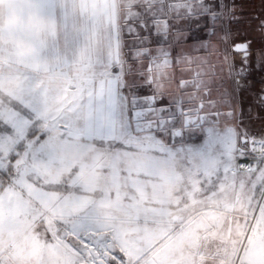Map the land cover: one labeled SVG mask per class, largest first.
I'll list each match as a JSON object with an SVG mask.
<instances>
[{
    "label": "rangeland",
    "instance_id": "1",
    "mask_svg": "<svg viewBox=\"0 0 264 264\" xmlns=\"http://www.w3.org/2000/svg\"><path fill=\"white\" fill-rule=\"evenodd\" d=\"M169 2L166 17L119 10L118 41L104 20L98 49H76L72 34L62 65H0V111L34 120L55 144L51 162L34 167L0 139V264H264V163L230 172L247 151L239 123L264 128V110L255 92L236 91L220 43L223 29L252 38L264 0H223L235 16L199 28L200 0ZM260 46L254 77L264 70ZM133 80L150 81L145 93L157 98H183L185 108L235 109L237 120L221 119L199 143L197 127L174 138L109 107Z\"/></svg>",
    "mask_w": 264,
    "mask_h": 264
},
{
    "label": "snow or ice",
    "instance_id": "2",
    "mask_svg": "<svg viewBox=\"0 0 264 264\" xmlns=\"http://www.w3.org/2000/svg\"><path fill=\"white\" fill-rule=\"evenodd\" d=\"M200 3L202 8L197 14L199 16L195 24L197 28L205 21L211 22L214 27L215 22L223 15L235 16V12L229 11L230 6L223 0H200ZM253 20L255 23L251 24L252 38L234 36L231 29L222 30L220 43L223 46L224 61H231L227 63L230 73L235 68V54H240L241 67L237 73L238 76L247 74L253 56V44L256 40H259L261 45L256 54L258 66L264 67V18L253 17ZM205 26L208 25L205 23ZM162 55L166 61L170 54L162 53ZM235 84L237 89L242 87L241 79H236ZM149 86L150 81L143 84L135 80L126 82L123 88H118L115 100L110 102L109 107L123 106L130 114L140 119H147L149 123L156 124L174 138H185L193 127H197L201 133L196 137L197 143L204 139L211 126L219 123L221 119L237 120L234 114L235 109L223 114L219 111L208 113L202 102L196 109L185 108L183 98L168 101L163 96L157 98L155 91L146 94L145 89ZM124 88L127 91H124ZM257 102L261 108H264V93L259 96ZM194 114L195 120L193 121ZM261 122L264 124V117H261ZM239 125L241 131L238 143L242 149L257 144L264 146V128L253 131L248 124L239 123ZM0 139L14 141L19 149L15 154V159L24 164L31 161L34 167L50 163L55 152V144L49 133L38 128L34 120L26 119L14 109L0 111Z\"/></svg>",
    "mask_w": 264,
    "mask_h": 264
},
{
    "label": "crops",
    "instance_id": "3",
    "mask_svg": "<svg viewBox=\"0 0 264 264\" xmlns=\"http://www.w3.org/2000/svg\"><path fill=\"white\" fill-rule=\"evenodd\" d=\"M169 1L181 3L183 0H0V65L34 71L62 65L64 44L70 43L72 34H75L76 49H82L81 44L86 42L94 44L91 49H98L97 44L102 39L97 38V34H102L104 20H109L108 24L114 27L110 33H114L117 42L122 24L119 10H140L143 17L148 16V12L154 17H166ZM174 7L181 9L175 4ZM104 11L108 15H104ZM236 58L240 59L237 54ZM236 61L233 74L241 67ZM252 66L246 75L235 77L242 82V87H236V91L248 93L252 90L256 94L258 77L253 76Z\"/></svg>",
    "mask_w": 264,
    "mask_h": 264
},
{
    "label": "built area",
    "instance_id": "4",
    "mask_svg": "<svg viewBox=\"0 0 264 264\" xmlns=\"http://www.w3.org/2000/svg\"><path fill=\"white\" fill-rule=\"evenodd\" d=\"M264 163V146L251 145L236 156L235 163L230 167L233 174H247L255 171Z\"/></svg>",
    "mask_w": 264,
    "mask_h": 264
},
{
    "label": "flooded vegetation",
    "instance_id": "5",
    "mask_svg": "<svg viewBox=\"0 0 264 264\" xmlns=\"http://www.w3.org/2000/svg\"><path fill=\"white\" fill-rule=\"evenodd\" d=\"M240 57V54H237ZM253 62L255 61V53H253L252 56ZM256 84V94L259 98V96L264 93V70H260V76H258L257 81H255ZM258 108H261L259 106V104L257 105ZM262 110H264V108H261Z\"/></svg>",
    "mask_w": 264,
    "mask_h": 264
},
{
    "label": "water",
    "instance_id": "6",
    "mask_svg": "<svg viewBox=\"0 0 264 264\" xmlns=\"http://www.w3.org/2000/svg\"><path fill=\"white\" fill-rule=\"evenodd\" d=\"M99 264H105L102 260L98 261Z\"/></svg>",
    "mask_w": 264,
    "mask_h": 264
},
{
    "label": "trees",
    "instance_id": "7",
    "mask_svg": "<svg viewBox=\"0 0 264 264\" xmlns=\"http://www.w3.org/2000/svg\"><path fill=\"white\" fill-rule=\"evenodd\" d=\"M252 90L250 91V94H251ZM254 93V92H253Z\"/></svg>",
    "mask_w": 264,
    "mask_h": 264
}]
</instances>
